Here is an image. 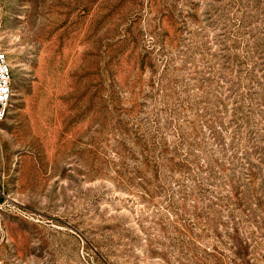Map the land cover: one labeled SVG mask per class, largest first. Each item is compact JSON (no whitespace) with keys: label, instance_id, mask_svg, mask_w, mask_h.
<instances>
[{"label":"rangeland","instance_id":"rangeland-1","mask_svg":"<svg viewBox=\"0 0 264 264\" xmlns=\"http://www.w3.org/2000/svg\"><path fill=\"white\" fill-rule=\"evenodd\" d=\"M0 264H264V0H0Z\"/></svg>","mask_w":264,"mask_h":264},{"label":"built area","instance_id":"built-area-1","mask_svg":"<svg viewBox=\"0 0 264 264\" xmlns=\"http://www.w3.org/2000/svg\"><path fill=\"white\" fill-rule=\"evenodd\" d=\"M12 69L0 37V121L4 120L12 102Z\"/></svg>","mask_w":264,"mask_h":264}]
</instances>
